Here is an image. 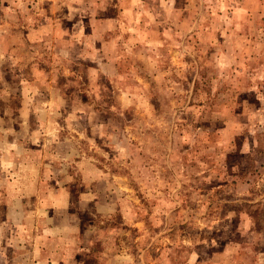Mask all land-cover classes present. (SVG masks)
Returning <instances> with one entry per match:
<instances>
[{
	"label": "rangeland",
	"instance_id": "rangeland-1",
	"mask_svg": "<svg viewBox=\"0 0 264 264\" xmlns=\"http://www.w3.org/2000/svg\"><path fill=\"white\" fill-rule=\"evenodd\" d=\"M72 7L93 11L96 27L114 17L101 35L114 36L115 63L91 50L74 58L71 46L48 64L101 111L103 125L79 131L100 167L83 181L90 199L80 186L67 194L94 252L86 264H264V0H0V45L24 47L25 25ZM84 11L60 24L74 19L93 38ZM0 227L10 264L24 242Z\"/></svg>",
	"mask_w": 264,
	"mask_h": 264
},
{
	"label": "crops",
	"instance_id": "crops-1",
	"mask_svg": "<svg viewBox=\"0 0 264 264\" xmlns=\"http://www.w3.org/2000/svg\"><path fill=\"white\" fill-rule=\"evenodd\" d=\"M55 10V20L42 23L40 19L36 25L24 26V47L14 44L19 40L0 45V161L8 160V164L0 167V180L5 183H0V193H9L5 199L7 218L0 224L15 225L19 240L14 242L17 245L24 242L21 249L11 254L14 261L10 264H86L87 257L93 261L94 252L82 247L86 233L74 218L67 194L80 186L77 191L90 199L93 189L83 181L89 180L91 174L97 176L100 167L95 155L82 152L78 142H83L81 136L90 138L87 131L91 126L103 125L94 120L101 111L95 107L85 109L90 103L75 98V88L64 83L67 76L57 67L49 70L48 64H58L71 46L74 58H81L91 50L104 67L115 63L111 53L114 36L108 41L101 35L114 24V17L99 21L96 27L97 16L91 18L94 14L91 10L86 12L76 7L64 13ZM82 11L88 16L89 26L96 27L93 38L78 35L81 28L80 24H74V19L68 26L60 24L70 20L66 17L72 13L82 14ZM36 12L44 15L46 11H30ZM49 27L55 28L57 37L47 36ZM66 29L71 39L78 38L77 43L65 42ZM9 36L16 38L12 33ZM46 130L49 135L40 137L41 131ZM85 130V134L79 133ZM84 167L89 168L88 175H84ZM1 230L0 227V236ZM95 239L90 237L85 245L91 246ZM5 254L8 252L2 248L0 238V264Z\"/></svg>",
	"mask_w": 264,
	"mask_h": 264
}]
</instances>
